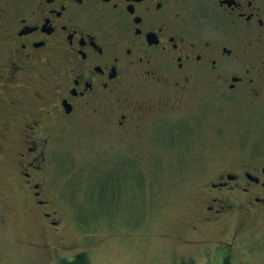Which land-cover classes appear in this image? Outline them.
Instances as JSON below:
<instances>
[{
    "label": "flooded vegetation",
    "instance_id": "1",
    "mask_svg": "<svg viewBox=\"0 0 264 264\" xmlns=\"http://www.w3.org/2000/svg\"><path fill=\"white\" fill-rule=\"evenodd\" d=\"M169 85L179 105L199 92L264 126V0H0V139L17 132L20 185L51 225L50 124L122 104L116 125L133 128L170 106ZM126 86L154 97L131 103ZM201 195L193 232L225 225L234 239L256 225L264 238V153L229 162Z\"/></svg>",
    "mask_w": 264,
    "mask_h": 264
},
{
    "label": "rangeland",
    "instance_id": "2",
    "mask_svg": "<svg viewBox=\"0 0 264 264\" xmlns=\"http://www.w3.org/2000/svg\"><path fill=\"white\" fill-rule=\"evenodd\" d=\"M171 86L168 99L177 96ZM150 91L126 86L119 98L152 100ZM180 96L183 104L173 99L133 128L116 125L122 104L50 124L55 226L20 185L17 132L0 139V264H57L81 252L90 264H264L259 226L234 239L225 225L192 231L202 187L229 162L264 153L259 113L215 110L199 92Z\"/></svg>",
    "mask_w": 264,
    "mask_h": 264
},
{
    "label": "trees",
    "instance_id": "3",
    "mask_svg": "<svg viewBox=\"0 0 264 264\" xmlns=\"http://www.w3.org/2000/svg\"><path fill=\"white\" fill-rule=\"evenodd\" d=\"M57 264H90V263L87 254L85 252H81L76 254L73 259L71 260L63 259L60 260L59 263ZM181 264H194V263L192 261H186ZM224 264H232L230 258H226L224 260Z\"/></svg>",
    "mask_w": 264,
    "mask_h": 264
}]
</instances>
